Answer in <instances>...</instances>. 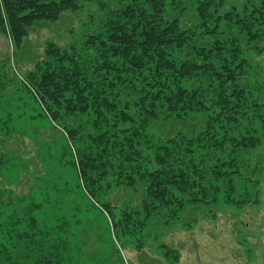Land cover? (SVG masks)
Masks as SVG:
<instances>
[{
	"label": "trees",
	"instance_id": "obj_1",
	"mask_svg": "<svg viewBox=\"0 0 264 264\" xmlns=\"http://www.w3.org/2000/svg\"><path fill=\"white\" fill-rule=\"evenodd\" d=\"M80 1L0 0V33L18 51L33 25L57 22ZM113 1L118 6L94 21L78 47L48 45L23 81L0 63V110L16 83L38 108L28 119L33 140L40 122L67 139L58 159L37 142L47 174H31L37 179L28 194L0 182V264H126L119 246L141 251L156 240L151 226L177 220L186 202L208 206L223 195L225 204H246L231 198L236 180L252 183L261 170L249 156L264 133V91L256 86L253 97L239 38L264 52V0L224 13L225 0H192L190 25L175 12L178 0ZM1 111L0 146L17 134L19 118ZM160 118L183 126L200 118V125L147 139ZM62 158L59 169L71 180L49 182L53 160ZM16 161L0 148V171ZM117 188L139 192V202L113 207L108 194ZM101 222L110 248L87 253L83 235ZM159 244L165 262L176 264L177 252Z\"/></svg>",
	"mask_w": 264,
	"mask_h": 264
},
{
	"label": "rangeland",
	"instance_id": "obj_2",
	"mask_svg": "<svg viewBox=\"0 0 264 264\" xmlns=\"http://www.w3.org/2000/svg\"><path fill=\"white\" fill-rule=\"evenodd\" d=\"M178 1L180 9L175 12L181 15L182 21L188 20L190 25L191 13L194 9L192 0ZM262 1L250 0V4L259 7ZM244 3L245 0H225L220 12L224 13L232 7L241 9ZM117 6L113 0H81L76 10L63 13L57 22L33 25L18 51L14 50L10 41L0 33V63L2 61L8 63L6 68L8 73L17 77L19 81H23L26 73H29L35 63L43 58L48 45L53 44L62 49L70 46L78 47L77 44L85 39L87 30L94 26V21L104 16L107 10L115 9ZM261 29L264 33V26ZM239 39L241 56L248 62L247 81L253 97H256V86H261L264 91V52L255 54L246 48V42L242 37ZM259 46L263 47V45ZM12 83L6 92L7 96L12 97L11 104L8 103L6 108L0 111H12L14 118L17 117L16 115L19 116L15 123L17 134L8 141L2 140L0 148L2 153H12L17 161L15 166L8 165L0 171V182L14 195L24 196L36 183L37 178L32 177L31 174L36 177H45L47 174L46 169L39 163L36 153L37 142L44 141L50 145L58 159L61 157L64 143L62 137L65 135L62 131L59 133L58 130H50L47 125H42L40 122L38 124L40 129L33 140L31 136L34 126L28 119L37 115L38 108L23 91H19L21 87L18 84ZM197 119L193 118L191 119L193 121H188L183 126L173 122L167 124L160 118L158 123L146 132L147 139L163 140L167 136L174 135L178 130L184 131V129L196 131L200 125V118ZM145 154L150 160L154 158L152 148L145 151ZM249 158L252 164L261 170L256 173L252 183H246L245 177L237 179L235 193L231 196L235 201L247 200L246 204L241 207L225 204L223 195L217 203L208 206L192 205L186 202L177 220L166 225L165 228L159 225L151 226L152 236H155L156 240L153 242L154 238H151L141 251L132 249L129 245L119 246L126 264H169L165 262L157 249L159 243L177 252L176 264H264V133L260 145L251 152ZM58 161L56 163L53 160L55 164L53 174L49 175L47 180L60 184L68 183L72 178L71 172L59 169H64L63 164L66 160L62 158ZM108 198L114 207L128 198L136 205L140 197L139 192L129 193L125 189L117 188L110 190ZM91 232L92 234L83 235L85 252L110 248L103 222ZM94 235L101 239V244L96 241ZM149 244L152 246H148ZM100 262L103 264V261Z\"/></svg>",
	"mask_w": 264,
	"mask_h": 264
}]
</instances>
